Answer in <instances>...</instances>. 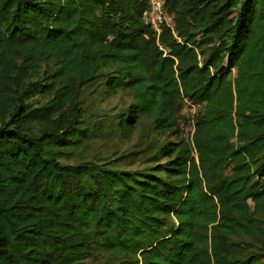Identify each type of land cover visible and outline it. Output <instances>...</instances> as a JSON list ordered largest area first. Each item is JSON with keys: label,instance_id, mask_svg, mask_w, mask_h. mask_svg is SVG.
Listing matches in <instances>:
<instances>
[{"label": "trees", "instance_id": "1", "mask_svg": "<svg viewBox=\"0 0 264 264\" xmlns=\"http://www.w3.org/2000/svg\"><path fill=\"white\" fill-rule=\"evenodd\" d=\"M144 7L0 0V264H264V0H164L158 39ZM89 89L133 168L85 154Z\"/></svg>", "mask_w": 264, "mask_h": 264}, {"label": "rangeland", "instance_id": "2", "mask_svg": "<svg viewBox=\"0 0 264 264\" xmlns=\"http://www.w3.org/2000/svg\"><path fill=\"white\" fill-rule=\"evenodd\" d=\"M45 66V72H49L52 69H55L57 65L49 60L42 66V71ZM41 71V72H42ZM234 71L232 70V73ZM41 75V74H40ZM124 99H127L126 96H123ZM119 96H110L104 98L96 90L91 91L89 89L85 90L82 93L81 98V108L84 111L83 124L88 126L91 129V126L94 125L93 131H96L90 140L85 144V154L89 157L105 155V154H116L124 155L123 165L125 167H134V149L137 147L135 140L137 135L133 134V138L130 140H117V138H112L110 135L101 134L100 131L104 129L103 127L99 130L97 124L102 123L103 117L107 113H112L113 104L117 102ZM30 102L37 104L44 100L43 97L39 95H32L28 99ZM199 109L198 105L185 104L181 111L180 116L178 117L180 126L183 128V135L191 143V129L193 123V116L196 111ZM194 114V115H193ZM169 140H175L176 136L168 135ZM135 144V145H134ZM228 171V169H227ZM252 206V202L249 201ZM263 231L259 233L258 236L252 238H247V242H250L249 245L244 244V250L246 252L256 251L259 248H264V226L262 227ZM109 254L105 252H98L95 257L89 258L83 264H110Z\"/></svg>", "mask_w": 264, "mask_h": 264}, {"label": "built area", "instance_id": "3", "mask_svg": "<svg viewBox=\"0 0 264 264\" xmlns=\"http://www.w3.org/2000/svg\"><path fill=\"white\" fill-rule=\"evenodd\" d=\"M145 7L142 10L143 20L152 28L155 37L158 36L163 26L173 31V14L164 8V0H143Z\"/></svg>", "mask_w": 264, "mask_h": 264}]
</instances>
